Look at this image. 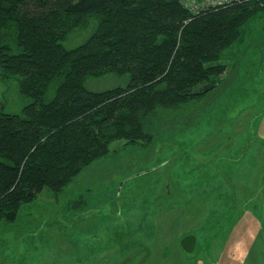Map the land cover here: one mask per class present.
Returning <instances> with one entry per match:
<instances>
[{
  "label": "rangeland",
  "instance_id": "1",
  "mask_svg": "<svg viewBox=\"0 0 264 264\" xmlns=\"http://www.w3.org/2000/svg\"><path fill=\"white\" fill-rule=\"evenodd\" d=\"M259 8L251 7L221 55L226 69L216 88L157 106L147 140L112 141L60 191L46 188L13 220L1 219L0 264H264ZM190 9L197 11L193 2ZM81 31L77 40L86 36ZM20 79L0 67L5 112L21 113L31 102L19 91ZM120 81L89 78L87 85L104 89Z\"/></svg>",
  "mask_w": 264,
  "mask_h": 264
},
{
  "label": "trees",
  "instance_id": "2",
  "mask_svg": "<svg viewBox=\"0 0 264 264\" xmlns=\"http://www.w3.org/2000/svg\"><path fill=\"white\" fill-rule=\"evenodd\" d=\"M196 1L197 11L180 0H0V67L31 98L21 113L0 108V220L60 191L112 141L147 140L157 106L217 87L221 55L264 0ZM108 76L121 81L87 85Z\"/></svg>",
  "mask_w": 264,
  "mask_h": 264
},
{
  "label": "built area",
  "instance_id": "3",
  "mask_svg": "<svg viewBox=\"0 0 264 264\" xmlns=\"http://www.w3.org/2000/svg\"><path fill=\"white\" fill-rule=\"evenodd\" d=\"M232 1H236V0H202V6L204 5H208V6H216V5H222V4H225V3H229V2H232ZM238 1H241V0H238ZM190 2H193L194 3V6L196 7V10H198V1L196 0H186L184 2L183 0V4L184 6L186 7H189L190 8Z\"/></svg>",
  "mask_w": 264,
  "mask_h": 264
},
{
  "label": "crops",
  "instance_id": "4",
  "mask_svg": "<svg viewBox=\"0 0 264 264\" xmlns=\"http://www.w3.org/2000/svg\"><path fill=\"white\" fill-rule=\"evenodd\" d=\"M193 244H194V240H193ZM194 248V245H192V247H191V249L190 250H192Z\"/></svg>",
  "mask_w": 264,
  "mask_h": 264
}]
</instances>
